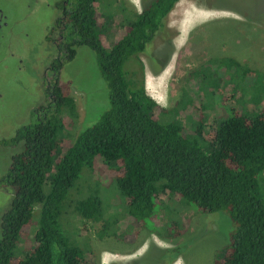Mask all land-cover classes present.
<instances>
[{"label": "trees", "instance_id": "trees-1", "mask_svg": "<svg viewBox=\"0 0 264 264\" xmlns=\"http://www.w3.org/2000/svg\"><path fill=\"white\" fill-rule=\"evenodd\" d=\"M178 1L140 0V10L127 15L120 3L117 23L123 32L105 48L102 39L118 0H105V10L97 8L99 0H57L61 12L47 39L58 57L49 67L57 74L77 45L93 49L107 84L108 107L66 138L61 113H71L74 103L55 78L46 88L50 99L33 110L32 120L0 140V145H21L0 177V185L12 190L0 215V264H95L93 251L65 236L62 223L71 229L69 218L76 214L83 222L101 221V235H114L109 224L114 226L119 215L104 218L111 206H105L102 190L114 193V206L166 238L180 237L188 228L187 218L176 217L181 202L200 213L223 211L233 229L213 264H264V201L257 184L264 172V73L230 56L216 58L211 68L223 75L205 81L206 90L230 86L247 95L240 106L216 114L208 129L200 113L190 129L158 118L156 111L166 109L145 90L140 54L157 35L167 37V17ZM131 57L140 67L129 78L124 65ZM216 87L212 96L221 89ZM101 167L102 178H91ZM163 206L173 214L166 227L158 223ZM165 250L173 253L169 263L179 252Z\"/></svg>", "mask_w": 264, "mask_h": 264}, {"label": "rangeland", "instance_id": "rangeland-1", "mask_svg": "<svg viewBox=\"0 0 264 264\" xmlns=\"http://www.w3.org/2000/svg\"><path fill=\"white\" fill-rule=\"evenodd\" d=\"M56 3L57 0H0V140L10 138L17 128L32 120L33 110L50 99L46 88L55 78L74 103L72 114L61 113V117H66V138L72 139L108 107L107 84L90 47L75 46L74 57L64 61L57 74L51 71L50 61L58 53L47 34L61 12ZM120 3L126 5V15L130 9L137 12L141 8L140 0H118L113 4L114 18L108 20L102 39L105 48L122 35L121 23H117ZM97 8L105 10V0H99ZM166 24L167 37L161 39L157 35L140 54L145 90L166 109L164 113L156 111L161 120L172 119L190 129L200 113L206 117L208 129L216 114L237 108L247 97L230 86L210 85L206 90L205 81L221 80L223 75L220 69L218 73L211 68L216 65L212 60L230 56L264 73V0H179ZM139 67L133 57L124 65L129 78L139 73ZM215 87L222 90L212 96ZM199 143L204 147L203 139ZM20 148V144L0 145V177L11 155ZM102 175V167L97 168L91 178ZM257 184L264 201V172L258 176ZM11 195L10 187L0 185V215L8 207ZM114 197L113 192L102 190L105 206H111L104 218L119 215L114 226L109 224L114 235H101V221L83 222L76 214L69 218L71 229L66 230L62 223L65 236L82 249L93 251L95 264H165L173 254L165 249L175 247L179 252L166 264H213L233 229L225 212L200 213L193 204L181 202L176 217L187 218L188 228L180 237L166 238L114 206ZM159 199L166 202L163 196ZM158 214L159 226L166 227L173 215L170 208L163 206ZM34 230L32 226L31 233Z\"/></svg>", "mask_w": 264, "mask_h": 264}]
</instances>
